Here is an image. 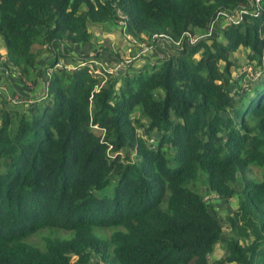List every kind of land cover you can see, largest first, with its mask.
<instances>
[{
    "label": "trees",
    "instance_id": "16d2710c",
    "mask_svg": "<svg viewBox=\"0 0 264 264\" xmlns=\"http://www.w3.org/2000/svg\"><path fill=\"white\" fill-rule=\"evenodd\" d=\"M258 6L0 0L2 68L39 88L0 101V264H87L91 254L100 264H264V0ZM119 20L132 46L162 57L113 73L61 49L91 45L90 24ZM199 30L206 35L194 38ZM240 48L245 69L232 57ZM63 59L73 65H55ZM206 194L238 197L225 236ZM217 242L224 254L209 261Z\"/></svg>",
    "mask_w": 264,
    "mask_h": 264
},
{
    "label": "rangeland",
    "instance_id": "374dc122",
    "mask_svg": "<svg viewBox=\"0 0 264 264\" xmlns=\"http://www.w3.org/2000/svg\"><path fill=\"white\" fill-rule=\"evenodd\" d=\"M229 24L226 20L220 19L211 25V31L215 29H219L220 27ZM89 30L93 36V43L91 45L85 46L82 44L80 45H66L68 48V53L72 54L73 57L76 58H83L87 57L89 55L97 56L95 61L99 64L102 65L105 69L109 70H115V66L117 65L116 59L119 61V63L123 64L124 66L126 65H132L131 69L135 70L136 68L143 66L144 63H140L139 60H149L152 61L155 58H159L161 50H159L158 47L156 48H151V47H145L144 44H137L132 46L130 44V41L127 40V38L124 36L123 32L121 31L122 28L119 27V21L116 22V24H104V25H99V24H90L89 25ZM200 34L195 35L194 38L206 35L204 31L199 30ZM221 39V37H219ZM164 46L166 49L165 45ZM127 48L129 50H127ZM147 49V53L145 54L144 50ZM95 51V53H93ZM3 46L2 42L0 40V55H3ZM243 52L242 49L240 48L237 52L232 54L233 58L237 59V64L245 69L247 66H244V57H243ZM43 58H41L38 61V64L44 63ZM63 63L69 65L72 64L69 60H61ZM139 62V64H138ZM2 59L0 57V86H2L5 90V94L0 95V101H8L9 99L13 98L14 96L17 97L19 100L20 98L28 99L29 95L31 94L32 90H39L38 86H36L31 78H21L17 71H14V74L7 73V75H3V70H2ZM243 64V65H242ZM97 65V64H96ZM250 67H248L249 69ZM11 75H14L11 77ZM40 78V77H39ZM38 78V79H39ZM233 78H235V75H233ZM37 79V80H38ZM34 87V89H33ZM38 92V91H37ZM16 100V101H18ZM20 101V100H19ZM10 104H13L10 102ZM9 106H12L10 105ZM14 105V104H13ZM138 111H134V115H137ZM252 173L258 175V170L255 168L252 169ZM203 191V190H202ZM204 200L208 203V210L209 213L214 215L216 218L217 222L220 225L221 228V233L222 235H227L228 232V227H227V222H226V217L230 215L236 208L239 203L237 195L232 197L230 200L227 202L221 201L219 199H216L214 195L212 194H206L204 196ZM103 233L105 235L108 234V231L104 230ZM42 234H47V231H42L40 235ZM52 235H58L57 232H52ZM38 247H42L41 240L39 235L34 236L32 240ZM224 247L222 242H217L214 245V248L212 252L210 253L208 260L209 261H214L224 254ZM75 257H71V260H74ZM96 256L91 254L89 256V260L87 264H100L96 260Z\"/></svg>",
    "mask_w": 264,
    "mask_h": 264
},
{
    "label": "built area",
    "instance_id": "2783aa9c",
    "mask_svg": "<svg viewBox=\"0 0 264 264\" xmlns=\"http://www.w3.org/2000/svg\"><path fill=\"white\" fill-rule=\"evenodd\" d=\"M253 5H254L255 9L259 8L258 0H253ZM244 12H246V11L243 10V9H240L234 14L226 13L224 15V20H226L228 23H230L231 21H234V22L238 21L239 18H240L239 17L240 14L244 13ZM122 25H123L122 20H119V27H122ZM126 38H127V40L130 41L131 45L135 44L134 40L130 36H126ZM127 50H129V49L127 48ZM161 57H162V53H160L159 58H161ZM95 64H98V63L95 61ZM55 65L60 67V66H64L65 63H63L62 61L59 60V61H57V63ZM69 68H71V66H69ZM124 68H125V66L118 62L117 65L115 66V70L114 71L113 70H109V69H104V71H110V72H113V73H121V72H123ZM4 91H5L4 88L2 86H0V94H2V92H4ZM16 100H18V99H17V97L14 96L13 98L9 99L8 101L14 104V103L18 102L20 99L18 101H16Z\"/></svg>",
    "mask_w": 264,
    "mask_h": 264
},
{
    "label": "crops",
    "instance_id": "0c3cea01",
    "mask_svg": "<svg viewBox=\"0 0 264 264\" xmlns=\"http://www.w3.org/2000/svg\"><path fill=\"white\" fill-rule=\"evenodd\" d=\"M198 34H200V32L199 31H197V35ZM125 36V35H124ZM126 37V36H125ZM69 45V44H68ZM71 45V44H70ZM73 45H80V46H82V44H73ZM85 45V44H84ZM85 46H87V45H85ZM89 46V45H88ZM151 48H156V47H151ZM61 49L65 52V53H68V48L66 47V45H64V46H61ZM147 49L148 48H146L145 50H144V52H145V54L147 53L146 51H147ZM69 54V53H68ZM96 57L97 56H94V58L96 59ZM76 58V57H75ZM94 59V60H95ZM64 60V59H63ZM66 60H68V59H66ZM139 64V63H138ZM70 65V64H69ZM2 70H3V75H7V73H10V74H14V71H11V72H8V71H6V70H4L3 68H2ZM46 75V74H45ZM12 76H14V75H11V77ZM33 89H34V87H33ZM32 92H33V90H32ZM2 94H5V91L4 92H2ZM1 95V94H0Z\"/></svg>",
    "mask_w": 264,
    "mask_h": 264
},
{
    "label": "clouds",
    "instance_id": "9594fccd",
    "mask_svg": "<svg viewBox=\"0 0 264 264\" xmlns=\"http://www.w3.org/2000/svg\"><path fill=\"white\" fill-rule=\"evenodd\" d=\"M47 75V74H46Z\"/></svg>",
    "mask_w": 264,
    "mask_h": 264
}]
</instances>
